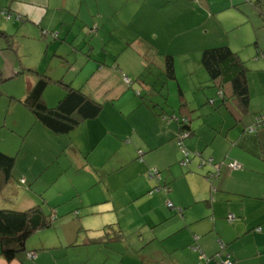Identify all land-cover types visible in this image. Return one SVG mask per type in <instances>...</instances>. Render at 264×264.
I'll use <instances>...</instances> for the list:
<instances>
[{
    "label": "crops",
    "instance_id": "1",
    "mask_svg": "<svg viewBox=\"0 0 264 264\" xmlns=\"http://www.w3.org/2000/svg\"><path fill=\"white\" fill-rule=\"evenodd\" d=\"M256 8L246 0H0V30L13 39L10 46L0 36V71L19 87L4 101L0 150L15 163L0 202L18 211L41 201L73 211L76 197L88 214L72 239L26 243L11 261L0 242V264H198L202 252L211 264L228 254L234 264H264V121L250 130L264 116V61L248 67L243 60L246 36L259 38ZM24 41L37 47L35 69L14 60ZM219 46L246 68L245 105L201 63L205 49ZM66 66L64 80L101 110L55 134L22 100L46 74L43 99L56 106ZM185 118L187 164L177 143ZM154 169L159 176L150 175ZM9 187L23 197H6ZM117 231L122 237L109 239Z\"/></svg>",
    "mask_w": 264,
    "mask_h": 264
},
{
    "label": "trees",
    "instance_id": "2",
    "mask_svg": "<svg viewBox=\"0 0 264 264\" xmlns=\"http://www.w3.org/2000/svg\"><path fill=\"white\" fill-rule=\"evenodd\" d=\"M251 5L261 6V0H246ZM0 36L8 40L12 46V37L0 30ZM264 51L258 50L263 55ZM201 63L209 73L211 79L222 80L223 84H230L235 95L245 105L249 98V89L246 80V68L236 54L228 46L211 47L204 50ZM0 71V82L4 80ZM51 77L42 74L36 83L31 87L26 97L22 100L34 114L37 121L53 131L55 134H68L85 119L97 116L101 105L89 93L76 88L70 81L64 78L57 82L65 87V94L54 107L48 106L43 99L44 91ZM219 86V85H218ZM224 94V90L221 89ZM188 124L183 125L181 130L188 129ZM190 131V130H189ZM178 143V141H177ZM184 157L185 154L183 153ZM15 157L0 150V193L8 183ZM2 173V174H1ZM55 206L47 212L41 206H33L26 210L0 208V242L2 243V255L9 261L15 259L17 254L25 249L29 237L39 229L50 227L54 224L57 214ZM121 232H115L109 239H119ZM92 240H98L97 237Z\"/></svg>",
    "mask_w": 264,
    "mask_h": 264
},
{
    "label": "rangeland",
    "instance_id": "3",
    "mask_svg": "<svg viewBox=\"0 0 264 264\" xmlns=\"http://www.w3.org/2000/svg\"><path fill=\"white\" fill-rule=\"evenodd\" d=\"M257 11H250L251 12V20L252 22L255 24L256 27L258 28V34H259V38L257 36V40L256 37H254V35H247L246 37L248 38V43H246L247 45L244 44V52H243V60L246 62L247 66L250 67V64L256 61H258V63H260L261 61H264V58L262 56V54H258V50H257V45H255V42L257 41L259 44V48L261 49L260 51H263L264 49V8H256ZM138 20L140 21V16H138ZM141 25H144V23ZM251 25V24H250ZM250 25H246L244 27V30L246 32V28L248 27L249 29L252 27H250ZM246 34V33H245ZM110 38V37H109ZM112 40V39H110ZM22 43V42H21ZM8 48V47H5ZM16 48H14V50H16ZM34 53H38L37 52V47L35 46V44H33V42L31 41H24L22 43V46L20 48V54H22L23 56H19L15 51H14V60L20 64H26L25 66L27 68H33L35 69L38 64H39V60L37 57H32L34 55ZM3 60H4V55L0 54V70L3 68ZM51 60V59H50ZM61 64V63H58ZM179 67L181 69H183L184 66V62L179 61ZM61 68V67H60ZM59 68V70H60ZM2 71V70H1ZM67 71V66L63 69V71L60 74V78H63L65 76V73ZM2 77L4 78V75H2ZM6 78H4V82H0V126L3 125V127H0V139L2 137H5V135H7V130L5 129L7 127V125H5L6 122V118L7 116H9L8 113V108L7 105H5L4 101H9L11 98H8L11 96L12 94V90L11 87H14L16 90V93H18L19 87H17L15 84L16 82H13L11 79L10 80H5ZM10 93V94H9ZM2 140V139H1ZM4 142V141H3ZM21 144V142H20ZM20 144L17 146L18 148L20 147ZM14 156V155H13ZM53 169V168H52ZM51 169V170H52ZM49 170V172L51 171ZM48 172V173H49ZM46 176V175H45ZM18 179V178H17ZM16 179V180H17ZM43 182V179H41L38 184H36L37 188H40L39 185H41ZM67 183L66 179L64 178L63 180H61V184ZM28 185H30L28 183ZM18 187H25L24 184H18L16 185ZM32 189V191H37L35 189V187H33V183H32V187H30ZM9 189V193L10 194H6L7 196H11V198L18 197L17 193H12L11 187L8 188ZM39 192V189L36 193ZM40 195H42L41 197H43V194L40 193ZM53 195V194H52ZM20 198H22L23 196L20 194L19 195ZM66 196H64L63 198H65ZM47 198H50V196H46V198H41L42 200H47ZM73 200H70L71 202L74 203V208L73 211H70L71 209L69 208V204H60L58 205L55 210L58 211V217L56 218V220L54 221V224L50 227L47 228H43V229H39L36 232H34L30 238L27 241L28 245H37L39 244L41 241L43 243L47 242V246L50 245V240H52V242H55V239H58L60 236H63L65 238H70L72 239V228L80 225L81 219L84 215H88L86 208H81V204L79 203V201L81 200L80 198L76 199V197H73ZM59 200V199H58ZM59 203L62 201H58ZM70 202V203H71ZM0 208H3L5 205H8L7 203H5V198L2 199V202H0ZM46 205H44V202L41 201L40 203H36L34 205H31L30 207L33 206H41L42 208H45V210H51V205H49V203H45ZM29 208V207H28ZM48 212V211H47ZM91 215H95V214H91ZM75 238V237H74Z\"/></svg>",
    "mask_w": 264,
    "mask_h": 264
},
{
    "label": "built area",
    "instance_id": "4",
    "mask_svg": "<svg viewBox=\"0 0 264 264\" xmlns=\"http://www.w3.org/2000/svg\"><path fill=\"white\" fill-rule=\"evenodd\" d=\"M262 56H263V58H264V53H263ZM124 78H125V81H126V82H128V83L131 82L130 79H129L128 77L125 76ZM219 93L221 94L222 91H220ZM256 120H257V121H256V125L251 126V127H250V130H254L255 128H257V127H258V126L264 121V116L259 117V118L256 119ZM187 123H188L187 119H186V118L183 119V120L181 121V128L183 127V125H186ZM190 135H191V131H189V130H187V129H184V130H180V133H179V135H178V137H177L178 144H179V146H180L182 152L185 154V157H184L183 162H182L183 164H187V163L189 162V160H190L189 151H188L187 147H186L185 144H184V140H185L187 137H189ZM209 162L212 163V159H209ZM231 166H232L233 168H235V169L241 168L240 163H238L237 161L232 162V163H231ZM219 173H220V169H219V167H217L214 171H211V172L208 173V179L211 180V179L217 177V176L219 175ZM150 175H151V176H156V175L159 176V171H158L157 169H154V170H152V171L150 172ZM168 205H169L170 207L173 206L172 202H168ZM229 216H230L231 219H235V218H236L234 214H230ZM221 248H222L223 250H225L226 246H225L223 243H221ZM201 258L204 259V262H199L198 264H211V263L208 261L207 256H206L203 252L201 253ZM217 264H234V263H233V261H232V259H231V257H230V254H228V255H227V258H226L225 260H223V261H221V262H219V263H217Z\"/></svg>",
    "mask_w": 264,
    "mask_h": 264
}]
</instances>
